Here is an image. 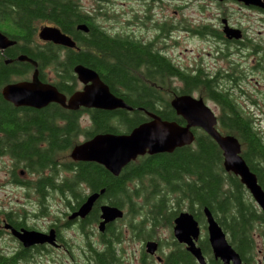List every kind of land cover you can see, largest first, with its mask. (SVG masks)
Wrapping results in <instances>:
<instances>
[{"label":"trees","instance_id":"trees-1","mask_svg":"<svg viewBox=\"0 0 264 264\" xmlns=\"http://www.w3.org/2000/svg\"><path fill=\"white\" fill-rule=\"evenodd\" d=\"M75 7L74 0H0V32L15 41L13 45L0 50V134H5L11 138L9 141L15 145V153L20 150L21 155H25V153H31L34 150L31 155L37 156V149L33 143L25 141L17 135L26 134L28 128L33 126L38 128L36 134L48 133L49 145L47 148H41L37 156L42 170L49 164L52 167L56 166L58 171L60 170L59 164H56L55 161L56 156L66 149H69L70 152L72 147L78 143L76 134L80 131V126L75 119L77 110L69 111L56 103L46 105L25 120L19 119L1 96V90L4 86L15 82L17 79H25L26 75L33 69L30 61L23 62L17 59L21 54L28 56V59L35 60L38 63L39 78L42 81H49L45 77L43 69L47 65L55 63L52 61L53 57L50 56L51 52L40 57L29 51L36 20L57 24L62 31L68 33L75 32L76 24L86 22L90 30L93 29L90 31L91 45L100 52H103L104 47H108L109 49L105 50L112 54L111 57L115 63H113L115 76L112 79L104 76L105 80L109 83L111 81L113 83L118 82L131 90L129 93H119L116 90L118 94L115 95L120 96L133 109L130 111L124 108L113 111L93 110L92 115H90L92 129L86 133L87 137L95 133H126L139 123L148 120L146 111L152 112L162 119L184 124L183 119L175 114L170 105V100L175 95L190 93L186 90L187 87L190 90L196 84L194 77L180 74L184 82V90L177 91L172 85L166 95L155 92L135 93L132 90L133 83H131L132 80L129 75L131 65L137 60L134 49L126 45L119 47L106 40L103 35L97 32L96 26L90 20L88 21L86 16L84 17L86 14L77 13ZM83 37L87 36L83 35ZM80 43L83 44L84 41H80ZM54 50L56 48H53L52 53ZM12 58L13 60L9 62V59ZM151 58L154 59V57ZM77 63L96 65L100 72L101 65L107 67L108 64L102 59L95 58L92 54L89 55L81 50L78 53L70 52L69 63L64 60L56 61L58 66L61 65L69 69ZM168 67L169 70L170 68L172 70L171 65ZM54 70L56 72L52 84L63 93H70L77 82L76 77H72L73 73L62 76L56 69ZM107 70L109 69L107 68ZM163 95H165L164 98ZM131 96L134 98L131 99ZM217 99H221V94ZM229 113L231 116L227 122L223 119L220 127L224 129V133L234 135L239 140L241 155L250 169L255 172L257 180L264 190L263 139L255 126L247 119L235 115L234 111H229ZM53 118L57 120V125L53 123ZM58 120L63 121V124H59ZM197 130V128H192L195 134L193 143L177 147L171 152L139 156L123 167L118 176L111 174L100 164L83 163L86 167L79 170L78 177L85 180L92 190L103 188L105 198L114 203L113 201H121L122 198H127L130 201L129 197L131 196L143 201L140 187L136 186L131 189L123 183L128 176L139 178V182L148 174L153 176L155 180L150 179L148 185L153 187L151 201L156 204L157 211L156 216L149 221V228L154 229L160 224L171 223V219L173 220L181 210L182 202L188 204L186 208L193 213L197 221L204 223L203 207L206 206L222 229L229 235L230 243L239 253L241 259L250 264L254 251L251 230L256 228L254 222L264 223V212L254 205L239 178L224 170L222 152L215 141L206 133ZM1 144L0 139V151L2 152L3 145L1 146ZM66 180L68 181L69 178ZM160 185H164L161 190L162 193L159 191ZM115 205L118 203L115 202ZM169 212H171V216L167 214ZM157 216H163L162 223ZM142 223L143 221H140L139 225ZM106 231L115 234V228L111 225L106 227ZM199 245L204 253L209 252L202 241ZM105 246L109 251H113L110 239H105ZM189 255L187 250L177 248L167 260L169 262H191ZM96 256L100 255L97 254ZM211 261L213 264L219 263L215 259H211ZM97 263L110 264V261L98 259ZM0 264H11V262H7V258L0 255Z\"/></svg>","mask_w":264,"mask_h":264},{"label":"flooded vegetation","instance_id":"flooded-vegetation-1","mask_svg":"<svg viewBox=\"0 0 264 264\" xmlns=\"http://www.w3.org/2000/svg\"><path fill=\"white\" fill-rule=\"evenodd\" d=\"M146 1H148V3L161 1L164 4L160 8L164 11V13L160 16V21L152 23V26H155L158 30L156 34L146 36L139 32L137 35H130L127 39L105 38L113 44L115 43L116 46L120 47L126 45L133 48L134 50H132L138 55H136L137 60L133 62L129 72L132 80L131 83H133L132 90L135 93H161L168 88L169 77L170 75H173L175 76L174 78L179 79L178 81L180 84L175 88L177 91H180L185 88L181 75L194 77L196 84L190 90L189 87H187L186 90L190 91V94L192 95L196 92L197 95L193 96L201 98L211 109L216 118L215 126L218 127L219 131L224 130L220 127L221 122L223 119V121L227 122V119L231 116L229 111H234L235 115L247 119L252 125L264 124V111L263 108L256 103L257 98L255 100L249 99L251 103L249 105L250 107H247L244 104V101L241 100L242 95H238L235 92V90L242 89L238 84L241 79L245 78V76H243L241 71L237 68V62L231 59V56L234 53L233 49H236V52L241 57H246V59L251 57V61L253 57L256 56L259 61L257 69L264 71V36L258 40L250 38L248 32L250 29L249 18H246L244 13H240V10L242 9L252 11L257 13L259 20L264 21V6L258 7L254 5H246L244 2L237 0H208L219 6L216 7V11L212 19L187 27L182 16L178 17L175 22L170 19L168 14L169 0ZM233 4H236L238 9H235ZM175 7L177 10L184 8V6L179 4H176ZM177 10H174L173 12L176 14ZM84 16H86L88 21L91 20V17L88 15ZM79 24L81 23H78L75 26V32L79 31V33H77V37L76 35L74 36L75 32L68 33L67 31H62L74 41V47H66L53 43L49 40H41L38 38V41H34V46L29 48V51L40 57L46 56L47 52H51L50 56H52L56 61L64 60L68 61V63L70 59V52L78 53L81 50L89 55L92 54L95 58H100L107 62V67L105 65H101L100 72L98 71V66L96 65H89L85 63L81 64L97 71L101 79L108 84L114 94H118L116 90L118 91L119 89L124 91H118L119 93L129 92L130 89L122 86L120 83V86L114 89V87H112L113 82L111 81V83H109L105 80V77H110L109 79H112L115 76V71L113 70V65L115 63L111 57L112 54L107 53L106 50L109 49L108 47H104L103 52H100L96 47L92 46L90 42V31H93V29L90 30V28L87 27V31H85L78 27ZM262 24H264V22ZM139 25L143 26V23H140ZM44 27H55L61 31V28L54 23H41L39 29ZM181 29L190 31L195 35L203 37L206 41H210L213 45V49L221 55L220 59H224L226 64H209V62L204 61L200 54L194 60L195 62L185 64L181 63L177 58L170 56L168 46L171 34L174 31ZM81 32L87 33L89 36L83 39ZM235 35H239V37L236 38ZM80 41H84V43L81 44ZM53 48H56L54 53H52ZM207 55H209V53H207ZM151 57H154V59ZM11 60H13V58L9 59V62H11ZM30 65H32L33 70L29 80L32 81L33 76L35 75V66L33 64ZM170 65L172 66V70L171 68L169 70L168 66ZM110 66H112L111 69ZM107 68L109 70H107ZM56 70L62 76L68 75V72L62 68ZM171 71L172 73H170ZM36 79L38 81H42L38 78V72H36ZM18 80L19 79H17L16 82ZM78 86L82 87V84L79 83ZM244 92L245 91L242 93ZM219 94H221V99H217ZM257 95L259 99L264 100V88L258 87ZM209 99H212L214 103L213 107L208 105L207 101ZM5 101L9 107L12 108V111L15 112L16 117L22 120L29 118L33 113H37L41 108H43H36L27 105H15L10 101ZM158 106L161 107L160 105ZM90 109L91 108L79 106L78 108L70 109L69 111L77 110L76 112L80 113V116L81 113L87 112L89 116L87 114L85 115H87L89 121L91 122L90 115H92V111L95 109ZM179 117L182 118L181 116ZM52 121L55 125H57V120L55 118H53ZM80 121L81 118L79 119V126L81 124ZM183 122L185 123L184 119ZM90 126L92 127V122L90 123ZM28 129L29 130L25 132L26 134H18L17 136L22 137L25 141L33 143V146L37 149L38 156L39 150L41 148H47L49 145V134L46 132L42 135L36 134L38 130L36 126L29 127ZM90 129L86 131L89 132ZM90 137L86 136L82 141L88 140ZM0 139L2 141L1 146L3 145V151H0V153L4 152V154H7L6 156L9 157L8 160L10 165L6 171L8 174L6 179L0 183V185L6 186L7 189L4 193L5 196H2V200L0 201V238L2 239L6 237L10 241H13L14 244L13 246H0V255L6 257L7 262H11V264H27V262L33 264L36 259L38 260L39 256L37 255L44 251L69 254L70 252L73 253L74 250H78L82 253H89V255H93L90 257L92 264H97L98 259L109 261L104 251L106 239H104V237L109 238V233L106 231V227L111 225L113 228H116V222L121 218L107 223L103 230H99L98 224L101 221V206L108 204L116 206L123 211L121 208V202L113 201L114 203H111V201H108L105 198L103 192L93 202L87 214L83 217H71V215L79 209L91 193L100 190H92L85 180L78 177V174H80L79 170H83V168L86 167L83 163L95 162L78 161L68 158L67 161L62 162V164L59 165V171L56 166L51 167V169L45 168L42 170L37 156L31 155L34 150L31 153L21 155L20 150L18 153L14 152L15 145L9 141L11 139L9 136L0 134ZM5 140L7 141L6 143L4 142ZM17 161L22 162L23 165L16 167ZM121 171L116 176L121 174ZM63 172L65 174H63ZM67 178H69L68 181L66 180ZM135 183L138 184V178L128 176L123 184L126 187H130ZM11 190L20 191L18 201H22L21 203L15 204L13 202V197L9 194V191ZM55 192H58L57 195L59 196V201H53V195ZM5 201H7L8 206H6ZM11 202H13L14 205H11ZM55 202L57 205H54ZM115 202L118 203V205H115ZM132 203L133 201H130V205H132ZM63 206H65V210L60 214L52 213V211H55ZM48 216H51L52 219L48 220ZM124 216L123 211V217ZM41 221L45 223L42 224ZM15 232L21 234L24 232H51L53 235V244L48 242H35L33 244H28L23 239L19 238ZM171 238L172 239L170 241H166V243L169 244L167 248L171 249L168 252H165L163 256L157 255V252L153 255H144V251L142 249L140 253L142 255V259L146 258L148 261L150 260L149 263L145 264H199L191 254L189 255L191 262H169L167 260L169 255L177 248L179 250H185L184 244H178L173 237ZM201 240L203 245L208 248L209 252H211L205 238H198L196 245L201 247L199 245ZM117 242H121L120 236H116L115 243ZM101 244L104 245V248ZM158 244L159 249L160 241H158ZM263 247L257 250L260 253L261 258H256V260L254 259V264H264ZM109 252L111 253V251ZM97 254L100 256H96ZM158 256L161 258L160 260L156 259ZM114 257L115 258L110 259H113V264H118L120 261L118 253L117 256L114 254ZM80 259L81 262H78V264H83L87 261L84 255L81 256ZM215 260L219 262L218 264H222L218 259ZM252 260L253 259H251V262H253ZM242 262L244 263L243 260ZM207 264L213 263L212 261H207Z\"/></svg>","mask_w":264,"mask_h":264},{"label":"water","instance_id":"water-1","mask_svg":"<svg viewBox=\"0 0 264 264\" xmlns=\"http://www.w3.org/2000/svg\"><path fill=\"white\" fill-rule=\"evenodd\" d=\"M237 1L244 2L246 5L264 6V0ZM78 27L85 31L87 30L85 24H79ZM39 36L44 40L65 46H73L74 44L68 36H65L54 27L42 28L39 31ZM235 37L238 38L239 35H235ZM14 42L0 32V50L13 45ZM17 59L28 60L36 67L35 61L27 59L23 54L19 55ZM74 70L79 80L85 85L83 89L76 90L69 98L56 88L44 84L45 82L38 81L36 79V70L32 81H18L4 86L1 91L2 96L5 100L15 105H27L36 108L55 102L69 109H75L79 106L108 111L117 108L132 109L121 97L110 91L95 70L84 67L81 64L77 65ZM170 105L185 120V124L161 119L159 116L147 112L150 119L139 123L126 133H98L88 140L73 146L70 157L74 160L97 162L110 173L117 175L122 167L138 155L171 152L177 147L191 144L195 139L192 128L198 127L207 133L221 149L224 169L239 177L240 182L248 190L255 203L264 211V190L258 183L256 174L240 155L238 140L228 134L222 135L214 127L216 118L211 109L201 98H195L187 94L175 96L171 99ZM103 192L104 189L101 188L99 191L91 193L71 217H83L87 214L93 202ZM203 214L206 221L209 244L215 259H219L222 264H243L239 253L229 243L226 233L208 207H203ZM122 216L123 211L120 208L108 204L102 205L101 221L98 224L99 230H103L107 223ZM173 223L172 232L177 242L185 244L186 250L195 257L199 264H207L200 247L196 245L200 234V226L193 213L182 210L174 218ZM15 234L28 244L35 242L53 244L51 232H24L22 234L15 232ZM157 246L156 241L148 240L144 244L145 252L154 254Z\"/></svg>","mask_w":264,"mask_h":264},{"label":"rangeland","instance_id":"rangeland-1","mask_svg":"<svg viewBox=\"0 0 264 264\" xmlns=\"http://www.w3.org/2000/svg\"><path fill=\"white\" fill-rule=\"evenodd\" d=\"M74 1L76 3L75 8L77 10V13L80 12L79 14L81 15H83L82 13H86L89 17H91L90 21L96 26L95 28H97L98 30L97 32L103 35L105 38L127 39L128 37H130V35H137L139 32H141L143 35L146 36H151L152 34H156L158 30L155 26H152V23L159 22L161 14L164 13V11L160 9L164 5L161 1L149 2V3L146 0H74ZM176 4L182 5L184 6V8L181 10H177V8L175 7ZM216 7L219 6L208 0H169L168 14L170 16V19L174 22L177 20L178 17L182 16L184 18V22L186 23L187 27H189L212 19L216 11ZM233 7L235 9H238L236 4H233ZM174 10H177L176 14L173 12ZM240 13L241 14L244 13L246 18H249L248 20H249L250 29L248 32L250 38H254L256 40L261 39L264 36V24H262L264 21L259 20L257 13H254L252 11L242 9L240 10ZM41 23L44 22L40 20L35 21V26H34L35 29L33 32V38L30 46H34V41L36 40L38 41L39 38L38 31L40 30L39 28ZM80 23L86 24L88 26L86 22H80ZM140 23H143V26L139 25ZM77 33H79V31L75 33L76 37H77ZM83 35L88 36L89 34L81 32L82 37ZM83 38H87V37H83ZM242 48H246V47H242ZM168 49L170 56L177 58L183 64L195 62L194 60L197 58L199 54L203 57L204 61L209 62V64L211 63L219 64V65L226 64V61L224 59H220L221 55L217 53L215 49H213V45L211 44L210 41H206L203 37L195 35L192 32L186 31L184 29L176 30L171 34V37L169 39ZM233 51L234 53L232 54L231 59L237 62V68L241 71L242 75L245 76V78L241 79V81L238 84L242 89L235 90V92L238 95H242L241 100L244 101V104L247 107H250L249 105L251 102L249 101V99L255 100L257 98L256 103H258L263 108L264 111V100L259 99L257 95L258 87L264 88V71L257 69L259 63L258 57L256 56L253 57L251 61V57L249 59H246V57H241L236 52V49H233ZM207 53H209V55H207ZM52 61H54L55 63L51 65H47L43 69V72H45L49 80H52L54 78L53 76L54 69H60V68L67 71L68 75L70 73H73L72 77L73 76L76 77V72L74 69L78 64L73 65V67L72 68L70 67L69 69L68 67L65 68L61 65L58 66L56 64L55 59H52ZM30 75L31 72H29L26 75L25 79H29ZM174 77L175 76L170 75L168 88L161 93H165L166 95L167 93H169L172 85L174 87H177L180 84L178 81L179 79ZM112 85L114 89L120 86L118 82L112 83ZM81 89L83 88L78 86V81H77L75 83L73 90L70 93H63L61 91L59 92L66 95L68 98L71 94L75 93L76 90L78 91ZM118 91L124 92L121 89H119ZM243 91L245 92L242 93ZM165 95H163L162 97L164 98ZM193 95L195 96L197 95V93L194 92ZM130 98L133 99L134 97L131 96ZM207 103L209 106L212 107L214 106L212 99H209ZM155 104L159 105L158 103ZM85 114L88 115L87 112L81 113V116L80 113L75 114V119H77L78 124H79V119L81 118L80 131L76 134V140L78 142L84 140L87 133L86 130L91 128L90 126L91 122L89 121V118ZM58 123L63 124V121L58 120ZM254 126L256 130H258L264 142V124H255ZM197 131L201 132L202 129L200 128ZM6 155L7 154H4V152L0 153V183L1 181L6 179L8 175L6 171L10 166L8 160L9 157H7ZM68 157H69V149L59 152L55 159L56 164L61 165L62 162L68 160ZM22 165H23L22 162L17 161L16 167H20ZM51 167L52 166H50L49 164L45 168L51 169ZM63 174L65 173L63 172ZM150 179H154V177L148 174L147 177H144L140 182L138 178V184L135 183L134 185L130 186L131 189L135 188L136 186L141 188V193H142L141 197H143L144 199L143 201L139 200L138 198L137 199L133 198L132 196L129 197L130 201H133L132 205H130V201H128L127 198H122L121 201H118L121 202L122 204L121 208L123 209L125 216L122 219L117 220L115 234L109 233V238L104 237V239L105 238L110 239L111 245L113 246V251L111 250V253L106 248V246L104 250L106 253V257L110 261V264H113V259L111 260L110 257L115 258L114 254L117 256V253L120 259L118 264L149 263L150 260L148 261L146 258L142 259V255L140 253L144 248V243H146L148 240L151 239L160 241V247L157 251V255L163 256L165 252H168L171 249V248L170 249L167 248L169 244L166 243V241H170L172 239L171 238L172 228L174 225V223H172V219H171V223L167 225L160 224L158 227H155L154 229L149 228V221L151 220V218L156 216V211H157V207H155L156 204L153 203V201H151L153 187L148 185V181ZM165 187L167 188V185H165ZM162 188H164V185H160L159 191L161 193H162L161 191ZM6 191H7L6 186L0 185V201L2 200V196H5L4 193ZM246 192L250 196L254 205L258 207V205L252 199L249 192L247 190ZM9 194L12 195L13 202L15 204L22 202V201H18L20 197V191L11 190L9 191ZM57 194L58 192L54 193L53 201H59L58 199L59 196ZM13 202H11V205H14ZM5 204L6 206H8L7 201H5ZM54 205H57L56 202L54 203ZM187 206L188 204L182 202L180 209L188 210L186 208ZM64 210H65V206L60 207L55 211H52V213L60 214ZM167 214L171 216V212ZM157 218L160 220L161 223L163 222V216L162 217L157 216ZM49 219H52V217L48 216V220ZM140 221H143V223L139 225ZM44 223L45 222H42V224ZM199 225L201 229L200 237L203 239L204 238L207 239L205 219H204V223L199 222ZM254 227L256 228L251 230V237L254 247L252 256H254L256 260V258L257 259L261 258L260 253L257 250L262 248L264 245V235H262V233L264 232V223L254 222ZM115 235L121 237V242L115 243L116 241ZM227 237L228 240L230 241L228 234ZM6 245L13 246L14 244L13 241H10L6 237L2 239L0 238V246H6ZM101 246L104 248L103 244H101ZM83 255L87 260L83 264H92L90 257H92L93 255H89V253H82L78 250H74L73 253L70 252L69 254H59L54 251H47V252L44 251L37 255L39 256L38 260L36 259L35 263L33 264H61V263L78 264V262H81L80 257ZM204 255L207 261H211V259H213L211 252H206L204 253ZM55 257L58 259H56ZM27 264H32V263L27 262Z\"/></svg>","mask_w":264,"mask_h":264},{"label":"bare ground","instance_id":"bare-ground-1","mask_svg":"<svg viewBox=\"0 0 264 264\" xmlns=\"http://www.w3.org/2000/svg\"><path fill=\"white\" fill-rule=\"evenodd\" d=\"M28 59V58H27ZM21 61H24V60H21ZM28 61V60H27Z\"/></svg>","mask_w":264,"mask_h":264}]
</instances>
